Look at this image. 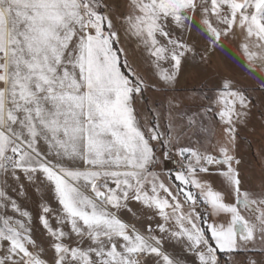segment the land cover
I'll return each instance as SVG.
<instances>
[{
    "label": "snow or ice",
    "instance_id": "6c2138e0",
    "mask_svg": "<svg viewBox=\"0 0 264 264\" xmlns=\"http://www.w3.org/2000/svg\"><path fill=\"white\" fill-rule=\"evenodd\" d=\"M111 7L0 0V264H221L218 251L257 244L259 259L230 264H264V186L253 199L240 171L250 94L222 78L195 109L162 102L190 62L205 66L237 33L247 68L264 70V0H128L119 23L149 75L121 56ZM149 91L150 121L137 107ZM208 117L223 129L215 147L193 139L211 135ZM30 193L44 194L35 216L21 200Z\"/></svg>",
    "mask_w": 264,
    "mask_h": 264
},
{
    "label": "rangeland",
    "instance_id": "374dc122",
    "mask_svg": "<svg viewBox=\"0 0 264 264\" xmlns=\"http://www.w3.org/2000/svg\"><path fill=\"white\" fill-rule=\"evenodd\" d=\"M107 2L112 5L109 9V16L113 18L115 27L118 30L120 35V42L116 45L117 48H123L125 51L121 53V56H127L129 63L137 69L143 75H149L148 72V62L146 60L147 53L143 50V45L137 40L135 36H132L126 29V26H122L119 23L120 15L119 13H123L126 11V7L128 4V0H107ZM115 13V15H114ZM200 20V13L197 12L194 15L193 23L198 24ZM182 31V30H181ZM181 31H177L174 33L176 36L181 35ZM188 37H191L193 33L189 32L185 34ZM199 35V33H196ZM242 40V37L239 33L236 36L230 37L228 41H226L225 47L222 49L216 50L214 53L210 55V59L208 63L203 67H194L192 65H198L199 58L197 57L196 61L190 62V66L185 70L184 74L179 78V83L175 86V91L168 93L167 97L162 98V102L165 107H167V101L169 98L175 96L178 99L174 101V103H178L182 108L188 110L189 108L195 109L197 104L202 103L203 101L198 99L199 94L202 91H207L208 89L205 85H211L213 83L220 82L222 78H228L233 80L238 86L247 90L250 94L253 101H258L259 96L262 95V102H264V70L251 71L247 68V65L240 58L238 52V42ZM126 71V69H125ZM159 95L158 91H149L146 93L148 97V102L141 101L137 107L140 110V114L142 117L148 118L151 120V113L148 111L149 107H154L150 102L156 99ZM258 103V102H257ZM254 105V104H253ZM207 127L211 130V135L205 133L203 136L193 137V139H203L205 146L215 147L216 142L221 139L222 136V125L217 123L216 120L211 117L207 118ZM163 130V129H162ZM194 131V130H193ZM214 138V139H213ZM211 140V145H209V141ZM264 140V137H262ZM260 139V141H262ZM243 142V141H242ZM242 144V143H241ZM244 146V145H243ZM242 148V145H241ZM240 156L243 159V166H251V152L247 150V152H243L240 150ZM215 154V153H213ZM249 156V157H248ZM261 159L258 161L257 168L255 169V175L257 176L256 181H252L251 183L256 184V187L251 185H247L249 179H242V191L247 190L250 193H253L252 198L258 199V193L262 186H264V156L261 155ZM251 159V160H250ZM248 163V164H247ZM241 171V169H240ZM243 176V175H242ZM243 178V177H242ZM208 181L212 183L213 187L217 190H225L226 185L224 183V179L222 176L218 174H213L208 177ZM245 183V185H244ZM43 193L36 194H28L26 198L22 197L21 200L24 205L28 207L30 211L33 212L35 216V211L38 208L39 202ZM226 202L235 203L234 195H227ZM202 210V209H201ZM261 210L258 205H253L249 209L245 210V216L247 219L254 220L255 217L259 215V211ZM224 219L230 220V215H223V218L212 216L209 219V222H223ZM207 225H205L206 227ZM37 231H39V227H37ZM261 245L257 244L251 252H243L239 256L218 251L223 253V257L220 258L217 253L221 264H230L231 260H236L238 262L245 261L248 258L251 259H259V251ZM172 250V249H170ZM176 250V249H174ZM183 258V253H179ZM185 264H191L190 259L185 260Z\"/></svg>",
    "mask_w": 264,
    "mask_h": 264
},
{
    "label": "trees",
    "instance_id": "16d2710c",
    "mask_svg": "<svg viewBox=\"0 0 264 264\" xmlns=\"http://www.w3.org/2000/svg\"><path fill=\"white\" fill-rule=\"evenodd\" d=\"M253 101V100H252ZM258 102V103H257ZM254 107L252 109V112L249 116V123L247 125L246 129H241L242 134V148L240 147V150L243 152H247L249 150L251 153V159L254 164L251 163V166H243L241 167V174L243 175V180L249 179V182L247 185H251L253 187H256V184L251 183L254 180L256 181L257 176L255 175V169L258 166V161L261 159L260 153H261V145L264 143V140H262V136L260 134V125L264 123V115H262V109H264V102H262V95L259 96L258 101H253ZM260 139L262 141H260ZM244 145V146H243ZM241 153V152H240ZM249 157V156H248ZM250 159V160H251ZM248 164V163H247ZM245 185V183H244ZM220 258L223 257V253H218Z\"/></svg>",
    "mask_w": 264,
    "mask_h": 264
},
{
    "label": "crops",
    "instance_id": "0c3cea01",
    "mask_svg": "<svg viewBox=\"0 0 264 264\" xmlns=\"http://www.w3.org/2000/svg\"><path fill=\"white\" fill-rule=\"evenodd\" d=\"M157 171H159V169H157ZM172 251H176L178 254L180 253L178 248L176 250L172 249Z\"/></svg>",
    "mask_w": 264,
    "mask_h": 264
},
{
    "label": "built area",
    "instance_id": "2783aa9c",
    "mask_svg": "<svg viewBox=\"0 0 264 264\" xmlns=\"http://www.w3.org/2000/svg\"><path fill=\"white\" fill-rule=\"evenodd\" d=\"M170 166V165H169Z\"/></svg>",
    "mask_w": 264,
    "mask_h": 264
}]
</instances>
